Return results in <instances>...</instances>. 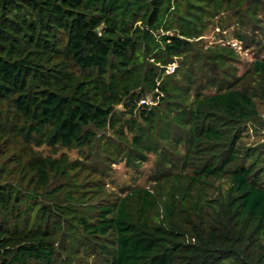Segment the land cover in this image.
I'll return each instance as SVG.
<instances>
[{
  "label": "trees",
  "instance_id": "obj_1",
  "mask_svg": "<svg viewBox=\"0 0 264 264\" xmlns=\"http://www.w3.org/2000/svg\"><path fill=\"white\" fill-rule=\"evenodd\" d=\"M212 4L249 25L264 16V0H0V264L89 246L109 264H264V152L241 144L264 59L233 79L234 50L198 47ZM215 64L221 87L207 92L197 68ZM108 130L113 150L88 168L36 149L82 151ZM150 154V185L102 197L100 165ZM87 185L101 195L88 216Z\"/></svg>",
  "mask_w": 264,
  "mask_h": 264
},
{
  "label": "rangeland",
  "instance_id": "obj_2",
  "mask_svg": "<svg viewBox=\"0 0 264 264\" xmlns=\"http://www.w3.org/2000/svg\"><path fill=\"white\" fill-rule=\"evenodd\" d=\"M210 11L215 15L209 16L207 14L204 17L205 20L209 21L208 26L202 35L195 37L193 40L197 43L199 48L203 50L209 49L213 54H218L223 46L234 50L236 54L233 55V57L231 56L232 53L226 54L227 64L223 70L224 72H229L231 75L233 71L236 70L237 75L232 76V78L235 79L237 76L243 75L256 59H264V16H262L261 22H256L255 24L251 22L249 25L246 23L245 19L236 14L237 10L235 9L219 12V9L212 4ZM191 12L189 20L196 24L197 19L201 15L196 11ZM241 36L243 39H241ZM171 65L169 70H171L173 66L177 67L178 63H173ZM217 66L218 65L215 64L214 66L202 68L200 65L197 68V75L195 76L197 84L207 92L216 91L221 87V78L216 83V86L212 87V84L215 83V68ZM167 73H172V71L168 72L167 70ZM192 94L194 93L192 92ZM149 102L152 104L157 103V101L154 102L153 100ZM118 108L122 109L123 107L120 105ZM258 111V118L248 124V130L245 131L241 144L242 146L258 147L260 151L264 152V100L259 101ZM113 140L117 141V136L113 133V130H108L103 139L82 151L59 147L56 149V153H54L55 150L47 145L37 147L36 149L44 155L58 156L65 152L70 158H80L84 163L86 160L90 162L89 155L93 152L100 155L106 152L105 150L107 147L113 150L111 147V141ZM154 162V154L148 155L146 161L134 168L128 167L125 161L118 159L116 163L112 162L106 165V167L100 165V169L104 171L103 174H98L93 170V172H95L93 177L102 179V185L104 186L102 197L108 198V195L120 193L121 189L126 186L143 187L150 185L148 178L154 172ZM84 166L88 168L87 163H84ZM78 182H85L84 175L79 177V181L77 178L71 180L70 184L76 186ZM78 189L81 188L78 187ZM82 189L87 191V196H93L92 199L87 201L88 203L84 199L81 200V202L85 203L84 211L88 216L90 214L88 204L92 203L96 205L100 201L101 195H97L96 192H94L96 190L95 186L87 185ZM91 249L92 247L90 246L87 251L82 248L80 252L71 255L70 247L66 248L64 254L59 256L58 264H109L102 257L98 256V254L92 253Z\"/></svg>",
  "mask_w": 264,
  "mask_h": 264
},
{
  "label": "built area",
  "instance_id": "obj_3",
  "mask_svg": "<svg viewBox=\"0 0 264 264\" xmlns=\"http://www.w3.org/2000/svg\"><path fill=\"white\" fill-rule=\"evenodd\" d=\"M170 66H172V65H170ZM169 66V67H170ZM174 69H175V66H173V68H171V70H169V68H168V72H171V71H174ZM147 100H145V99H143L141 102H146ZM147 103V102H146Z\"/></svg>",
  "mask_w": 264,
  "mask_h": 264
}]
</instances>
